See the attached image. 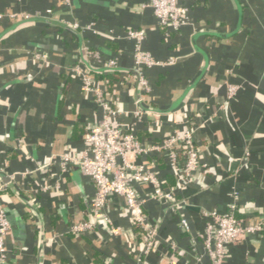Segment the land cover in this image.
Wrapping results in <instances>:
<instances>
[{
    "label": "crops",
    "instance_id": "crops-1",
    "mask_svg": "<svg viewBox=\"0 0 264 264\" xmlns=\"http://www.w3.org/2000/svg\"><path fill=\"white\" fill-rule=\"evenodd\" d=\"M150 1L0 0L7 264H211L200 235L210 214L232 203L240 220L262 230L228 245L225 264H264V0H179L189 23L169 35ZM130 30L144 31L143 38ZM138 44L159 62L146 67L151 91L141 115ZM112 58V73L97 78L92 70L110 68ZM78 68L108 90L122 112L116 124L134 129L143 144L187 130L195 135L203 168L177 190L183 203L176 213L165 199L151 198L152 185L137 186L161 225L153 251L123 197L97 213L93 184L76 165L61 163L64 154L85 149L87 131L103 119ZM146 160L158 162L166 188L175 184L165 155ZM83 222L95 227L72 230Z\"/></svg>",
    "mask_w": 264,
    "mask_h": 264
},
{
    "label": "built area",
    "instance_id": "built-area-1",
    "mask_svg": "<svg viewBox=\"0 0 264 264\" xmlns=\"http://www.w3.org/2000/svg\"><path fill=\"white\" fill-rule=\"evenodd\" d=\"M151 6L158 19L159 26L165 30L178 31L189 23V9L179 0H151L146 6ZM51 13V10L48 11ZM78 28V24L73 25ZM129 35L141 40L142 30H130ZM99 57V55H98ZM115 58L108 60L107 67H116ZM159 64L153 56L137 45L135 52L134 73L137 76L138 97L140 105L137 111L142 114L151 85L146 76V67ZM82 75L83 88L95 94V101L101 107L103 119L92 125L85 135V149L77 155L66 153L61 158L64 167L76 165L82 175L87 177L95 187L93 209L98 213L106 208L114 196L123 197L133 225L142 232L145 249L153 251L157 247L160 221L151 217L145 210L149 197L142 196L137 188L139 184L152 185L154 190L151 198L165 199L172 212L176 213L183 203L177 197V190L192 181L195 171L203 168L199 160V149L196 138L191 130L166 137L159 143L145 145L139 139L134 129L129 130L116 124L122 112L115 107L107 89L97 84L96 78L88 71L78 68ZM231 95L235 87L231 89ZM165 155L169 165L176 175V182L166 188V181L158 171L156 160H146L151 155ZM1 189V187H0ZM238 206L232 203L225 212L218 210L210 214L205 232L200 236L204 249L211 264H225L228 259L227 246L238 243L249 234L262 230L261 225H246L237 216ZM181 226L190 231L187 219L183 218ZM95 224L83 222L76 224L72 230L76 233H86L92 230ZM10 229L8 216L0 208V264H7L8 249L5 237Z\"/></svg>",
    "mask_w": 264,
    "mask_h": 264
},
{
    "label": "trees",
    "instance_id": "trees-1",
    "mask_svg": "<svg viewBox=\"0 0 264 264\" xmlns=\"http://www.w3.org/2000/svg\"><path fill=\"white\" fill-rule=\"evenodd\" d=\"M113 70H114V68H106L104 70H98V69L92 70V72L95 74V76L97 78H99V77L102 78V77L110 75Z\"/></svg>",
    "mask_w": 264,
    "mask_h": 264
},
{
    "label": "water",
    "instance_id": "water-1",
    "mask_svg": "<svg viewBox=\"0 0 264 264\" xmlns=\"http://www.w3.org/2000/svg\"><path fill=\"white\" fill-rule=\"evenodd\" d=\"M137 97H138V94H137Z\"/></svg>",
    "mask_w": 264,
    "mask_h": 264
}]
</instances>
